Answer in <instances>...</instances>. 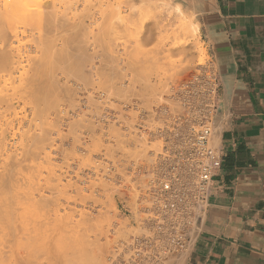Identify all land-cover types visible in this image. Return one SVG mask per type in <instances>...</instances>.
Here are the masks:
<instances>
[{"label":"rangeland","instance_id":"374dc122","mask_svg":"<svg viewBox=\"0 0 264 264\" xmlns=\"http://www.w3.org/2000/svg\"><path fill=\"white\" fill-rule=\"evenodd\" d=\"M177 8L0 0V264H112L144 233L160 129L219 96L205 94L217 69L200 26Z\"/></svg>","mask_w":264,"mask_h":264},{"label":"crops","instance_id":"0c3cea01","mask_svg":"<svg viewBox=\"0 0 264 264\" xmlns=\"http://www.w3.org/2000/svg\"><path fill=\"white\" fill-rule=\"evenodd\" d=\"M200 26L219 82L222 152L196 237L176 264H264V0H172Z\"/></svg>","mask_w":264,"mask_h":264},{"label":"built area","instance_id":"2783aa9c","mask_svg":"<svg viewBox=\"0 0 264 264\" xmlns=\"http://www.w3.org/2000/svg\"><path fill=\"white\" fill-rule=\"evenodd\" d=\"M215 83L217 90L211 85L205 93L209 102L219 90L217 77ZM189 92L185 90L186 101ZM178 94L182 101L183 93ZM215 99L206 111H197L199 117H195L192 103L183 117L160 129L163 149L153 171L154 180L140 197L144 233L119 245L112 264H176L175 259L189 252L203 219L210 185L222 165L215 130L218 96Z\"/></svg>","mask_w":264,"mask_h":264},{"label":"bare ground","instance_id":"6f19581e","mask_svg":"<svg viewBox=\"0 0 264 264\" xmlns=\"http://www.w3.org/2000/svg\"><path fill=\"white\" fill-rule=\"evenodd\" d=\"M177 9H178L177 12H178L179 14H177V13H176V14H177L178 16H182V17H183V14H182V11H181V7H179V5H178V8H177ZM184 19H185V18H184ZM8 50H9V49H8ZM20 50H21V49H20ZM1 51H2V50H1ZM1 51H0V52H1ZM4 51H5V50H4ZM9 51H10V50H9ZM2 52H3V51H2ZM10 53H11V52H10ZM18 53H19V51H18ZM20 54H21V53H20ZM8 56H9V55H8ZM8 56H7V57H8ZM19 56H20V55H19ZM0 59H1V58H0ZM1 60H3V59H1ZM1 63H2V61H1ZM10 64H11V63H10ZM7 66H8V65H7ZM9 66H10V65H9ZM9 66H8V67H9ZM20 66H21V65H20ZM1 67H2V65L0 66V68H1ZM4 68H5V66H4ZM9 68H10V67H9ZM13 68H14V67H13ZM22 68H23V67H22ZM7 69H8V68H7ZM0 71H4V70H3V67H2V70H0ZM5 71H6V70H5ZM5 71H4V72H5ZM7 72H8V71H7ZM9 73H10V72H9ZM9 73H8V74H9ZM15 73H16V72H15ZM19 74H20V73H19ZM21 74H22V73H21ZM35 74H36V73H35ZM54 74H55V73H54ZM9 76H10V74H9ZM33 76H34V75H33ZM35 77H36V76H35ZM40 77H41V76H40ZM21 78H22V77H21ZM9 79H10V77H9ZM11 79H12V78H11ZM23 79H24V78H23ZM5 81H6V80H5ZM23 81H24V80H23ZM29 84H30V83H29ZM3 85H4V84H3ZM27 86H28V85H27ZM29 86H30V85H29ZM9 87H10V86H9ZM9 87H8V88H9ZM6 88H7V87H5V89H6ZM17 88H18V87H17ZM20 88H22V87H20ZM1 89H3V88H1ZM11 89H12V88H11ZM3 91H4V90H3ZM7 91H8V89H7ZM15 91H16V90H15ZM4 93L6 94V91H5ZM10 94H11V93H10ZM3 102H4V101H3ZM5 102H6V104H5V103H4V104L7 105V101H5ZM5 107H6V106H5ZM6 108H7V107H6ZM0 121H1V120H0Z\"/></svg>","mask_w":264,"mask_h":264}]
</instances>
